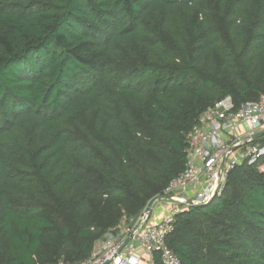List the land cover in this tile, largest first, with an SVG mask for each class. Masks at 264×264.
I'll list each match as a JSON object with an SVG mask.
<instances>
[{
  "label": "trees",
  "instance_id": "1",
  "mask_svg": "<svg viewBox=\"0 0 264 264\" xmlns=\"http://www.w3.org/2000/svg\"><path fill=\"white\" fill-rule=\"evenodd\" d=\"M264 94V0H0V264L87 258L162 194L187 134ZM264 156L176 214L180 264H264Z\"/></svg>",
  "mask_w": 264,
  "mask_h": 264
},
{
  "label": "built area",
  "instance_id": "2",
  "mask_svg": "<svg viewBox=\"0 0 264 264\" xmlns=\"http://www.w3.org/2000/svg\"><path fill=\"white\" fill-rule=\"evenodd\" d=\"M264 94L235 106L226 96L206 109L187 134V161L170 180L164 197L147 214L123 218L97 239L89 256L81 261L58 260L46 264H180L167 246L177 213L192 204H203L221 194L229 171L264 156ZM223 168L221 169V164ZM264 173V162L257 166Z\"/></svg>",
  "mask_w": 264,
  "mask_h": 264
},
{
  "label": "water",
  "instance_id": "3",
  "mask_svg": "<svg viewBox=\"0 0 264 264\" xmlns=\"http://www.w3.org/2000/svg\"><path fill=\"white\" fill-rule=\"evenodd\" d=\"M263 134H264V131L258 132V133H256V134H254L252 138H256V137H258V136H260V135H263ZM223 163H224V161H222L221 169L223 168ZM163 197H164V196L161 195V194H158V195L153 196V197L148 201L146 207L144 208V211L148 214V213L150 212V210H151V207H152L153 203L156 202L157 200L163 198ZM208 202H209V201H208ZM208 202H205V203H203V204H192V203L190 202V206H192V207H193V206H203V205L207 204Z\"/></svg>",
  "mask_w": 264,
  "mask_h": 264
}]
</instances>
